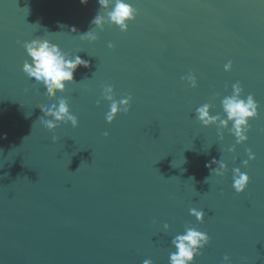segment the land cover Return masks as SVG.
<instances>
[{"label": "water", "instance_id": "obj_1", "mask_svg": "<svg viewBox=\"0 0 264 264\" xmlns=\"http://www.w3.org/2000/svg\"><path fill=\"white\" fill-rule=\"evenodd\" d=\"M129 2L138 15L121 32L91 24L97 0H0V264H168L171 238L189 225L210 237L195 264L225 255L264 264V0ZM89 30L95 42L80 39ZM39 37L89 61L58 94L75 129L49 132L40 122L37 106L54 101L20 70L22 42ZM189 72L196 88L180 79ZM237 81L260 105L240 145L193 115L204 103L222 114ZM106 85L116 99L132 97L111 124ZM247 148L256 159L244 168ZM213 159L226 164L223 177L209 176ZM234 167L250 177L240 195ZM193 207L203 224L188 215Z\"/></svg>", "mask_w": 264, "mask_h": 264}, {"label": "clouds", "instance_id": "obj_2", "mask_svg": "<svg viewBox=\"0 0 264 264\" xmlns=\"http://www.w3.org/2000/svg\"><path fill=\"white\" fill-rule=\"evenodd\" d=\"M88 0H80L81 4H87ZM99 11L91 20L95 29L103 31L104 25L114 26L121 32L128 30L130 22L134 21L138 11L129 0H97ZM103 13V14H102ZM75 32L76 29L72 28ZM82 41L95 42L97 35L93 30L81 34ZM26 53V59L22 61L20 70L34 83L39 84L46 93L49 101H54L47 107L37 106L43 113L40 122L49 132H54L61 124L70 125L73 129L79 126L78 117L70 111L68 100L62 94L66 91V85L74 83V73L77 68L83 66L87 68L89 61L82 59L79 55H70L61 50L55 43L49 39L39 37L22 42ZM114 46L109 43L108 48ZM78 53V52H77ZM224 71L232 69V61L224 64ZM182 81H186L192 88L197 87L195 75L189 72L186 76H181ZM101 99L108 104V109L104 114L106 123L111 124L117 115H127L130 111L132 97L130 95L122 96L116 99L114 89L111 85L102 87ZM100 101H97L99 106ZM212 105L204 103L194 110V118L202 127L216 126L217 135L223 140V131L234 138L235 144L240 145L248 141V133L251 125L250 121L258 118L260 105L254 96L249 93L245 97L243 88L239 81L231 85V94L225 95L220 100L222 114H211ZM105 137L108 136L104 132ZM58 137L53 135L52 142H57ZM229 153L235 152V146L227 149ZM247 159L242 161V166L247 168L250 161L256 159L255 154L250 148L245 149ZM215 165L213 168L212 165ZM210 170V175L223 177L227 172L226 164L220 159H213L211 163L205 165ZM209 178V177H208ZM205 179V182L208 181ZM231 187L235 194H243L250 182L247 172H242L239 167L232 169ZM188 215L195 219L196 224L204 223L205 213L197 208H189ZM169 225L163 224V229L167 231ZM210 243V237L207 232L199 230L195 225L185 226L182 233H178L170 240V246L174 251L168 255V264H195V259L203 254V249ZM142 264H154L151 259H144ZM222 264H230V257L225 255Z\"/></svg>", "mask_w": 264, "mask_h": 264}]
</instances>
